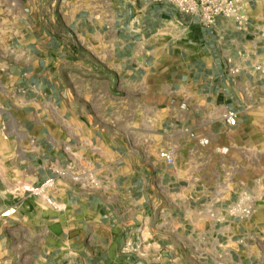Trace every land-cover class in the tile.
Listing matches in <instances>:
<instances>
[{
	"label": "crops",
	"instance_id": "crops-1",
	"mask_svg": "<svg viewBox=\"0 0 264 264\" xmlns=\"http://www.w3.org/2000/svg\"><path fill=\"white\" fill-rule=\"evenodd\" d=\"M238 3L0 0V264H264V0Z\"/></svg>",
	"mask_w": 264,
	"mask_h": 264
},
{
	"label": "built area",
	"instance_id": "built-area-1",
	"mask_svg": "<svg viewBox=\"0 0 264 264\" xmlns=\"http://www.w3.org/2000/svg\"><path fill=\"white\" fill-rule=\"evenodd\" d=\"M175 7L183 13L195 15L198 17L200 23L205 26L213 25L220 17L234 19L238 22H242L245 19L244 14L240 12V5L238 0H170ZM255 70L264 75V61L255 65ZM238 113L235 111H228L224 115V119L230 126H236L238 124ZM160 156L166 163H174L173 151H162ZM62 176L68 174L72 175L73 180L90 187L97 184V177L92 169H82L77 173L71 172V167L60 171ZM56 183V179L51 177L36 185L30 190L32 196H47L49 190L53 189ZM124 252L133 253L138 249L133 247L131 242H128L124 247Z\"/></svg>",
	"mask_w": 264,
	"mask_h": 264
},
{
	"label": "rangeland",
	"instance_id": "rangeland-1",
	"mask_svg": "<svg viewBox=\"0 0 264 264\" xmlns=\"http://www.w3.org/2000/svg\"><path fill=\"white\" fill-rule=\"evenodd\" d=\"M260 150H261L260 152H263L264 153V144L262 145V147H260Z\"/></svg>",
	"mask_w": 264,
	"mask_h": 264
}]
</instances>
